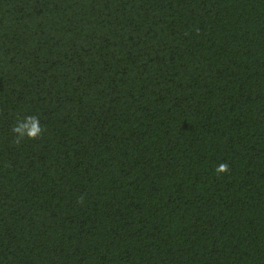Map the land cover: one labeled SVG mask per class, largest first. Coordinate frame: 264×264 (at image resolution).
I'll return each mask as SVG.
<instances>
[{
	"label": "trees",
	"instance_id": "trees-1",
	"mask_svg": "<svg viewBox=\"0 0 264 264\" xmlns=\"http://www.w3.org/2000/svg\"><path fill=\"white\" fill-rule=\"evenodd\" d=\"M0 264H264V0H0Z\"/></svg>",
	"mask_w": 264,
	"mask_h": 264
}]
</instances>
